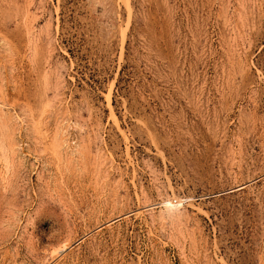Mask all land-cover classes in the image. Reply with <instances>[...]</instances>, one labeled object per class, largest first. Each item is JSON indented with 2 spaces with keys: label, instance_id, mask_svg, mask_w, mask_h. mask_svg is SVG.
Listing matches in <instances>:
<instances>
[{
  "label": "rangeland",
  "instance_id": "rangeland-1",
  "mask_svg": "<svg viewBox=\"0 0 264 264\" xmlns=\"http://www.w3.org/2000/svg\"><path fill=\"white\" fill-rule=\"evenodd\" d=\"M0 264H264V0H0Z\"/></svg>",
  "mask_w": 264,
  "mask_h": 264
},
{
  "label": "clouds",
  "instance_id": "clouds-1",
  "mask_svg": "<svg viewBox=\"0 0 264 264\" xmlns=\"http://www.w3.org/2000/svg\"><path fill=\"white\" fill-rule=\"evenodd\" d=\"M185 198H180V201L173 203L171 207L164 213L165 219L168 223H174L183 217L185 212L184 207Z\"/></svg>",
  "mask_w": 264,
  "mask_h": 264
}]
</instances>
